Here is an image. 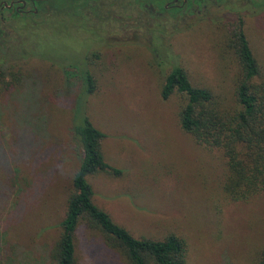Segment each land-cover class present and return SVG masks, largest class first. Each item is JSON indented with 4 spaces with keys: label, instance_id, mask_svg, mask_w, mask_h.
<instances>
[{
    "label": "rangeland",
    "instance_id": "rangeland-1",
    "mask_svg": "<svg viewBox=\"0 0 264 264\" xmlns=\"http://www.w3.org/2000/svg\"><path fill=\"white\" fill-rule=\"evenodd\" d=\"M89 5L73 19L46 5L33 21L7 10L0 20V60L25 56V77L0 95V264L50 261L81 158L75 108L104 132V160L121 170L88 176L95 203L115 222L135 237L179 235L188 264H251L264 247V192L226 198L224 158L181 130L184 98L162 99L160 88L176 64L234 103L239 64L222 23L243 17L264 74V0H204L160 14L135 0ZM84 61L96 90L76 99L79 85L64 70ZM75 239L76 264H127L98 231L80 224Z\"/></svg>",
    "mask_w": 264,
    "mask_h": 264
},
{
    "label": "trees",
    "instance_id": "trees-1",
    "mask_svg": "<svg viewBox=\"0 0 264 264\" xmlns=\"http://www.w3.org/2000/svg\"><path fill=\"white\" fill-rule=\"evenodd\" d=\"M65 3V8H54V2ZM89 0H46L38 7V13L46 11V5L57 14L70 19L83 17ZM139 6L153 4L164 10V0H135ZM179 11L181 7H172ZM36 15V16H37ZM35 16V17H36ZM34 17L30 16V21ZM28 21V22H30ZM227 28L226 45L234 50L239 71L234 82V103L226 105L211 88L193 84L185 71L174 64L164 76L160 97L167 99L173 93L184 98L178 112L179 126L199 147L218 151L224 158L226 174L222 191L231 201H245L264 192V74L249 45L243 26V17L223 22ZM91 52L87 55L90 62ZM25 56L0 60V95L10 91L25 77ZM65 81L76 79L79 85L76 99L96 90V77L87 62L76 63L64 70ZM71 132L81 148V158L71 175V189L66 212L59 223L60 232L50 251L48 264H76L75 238L80 224L101 233L104 242L118 250L127 264H188L187 245L177 234L168 233L162 238L135 237L109 213L95 203L94 191L88 176L103 172L119 175L121 170L104 160L103 131L89 118L73 113ZM251 264H264V247Z\"/></svg>",
    "mask_w": 264,
    "mask_h": 264
},
{
    "label": "flooded vegetation",
    "instance_id": "flooded-vegetation-1",
    "mask_svg": "<svg viewBox=\"0 0 264 264\" xmlns=\"http://www.w3.org/2000/svg\"><path fill=\"white\" fill-rule=\"evenodd\" d=\"M46 0H0V20L3 21L4 19V11L12 12L13 16H21V14L29 15V16H36L38 13V7L42 2ZM94 0H89L88 3L90 4ZM204 0H164L163 8H172V7H186L191 6L194 4L197 7L201 2ZM86 5L89 7L90 5ZM9 5V6H6ZM144 7H148L154 11L155 14H160L159 11L153 4L148 3L145 4ZM195 9V8H190Z\"/></svg>",
    "mask_w": 264,
    "mask_h": 264
},
{
    "label": "water",
    "instance_id": "water-1",
    "mask_svg": "<svg viewBox=\"0 0 264 264\" xmlns=\"http://www.w3.org/2000/svg\"><path fill=\"white\" fill-rule=\"evenodd\" d=\"M6 6H9V5H6Z\"/></svg>",
    "mask_w": 264,
    "mask_h": 264
}]
</instances>
